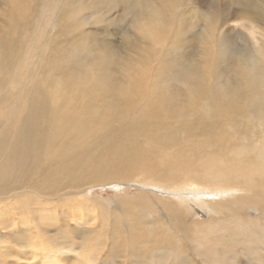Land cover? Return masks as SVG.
I'll return each instance as SVG.
<instances>
[{"label":"bare ground","instance_id":"obj_1","mask_svg":"<svg viewBox=\"0 0 264 264\" xmlns=\"http://www.w3.org/2000/svg\"><path fill=\"white\" fill-rule=\"evenodd\" d=\"M97 1L99 6L104 3ZM97 1L93 3L97 5ZM109 1L106 11L96 10L92 16L105 27L114 25L113 10L120 0ZM254 1L251 11L250 0H128L136 19L132 35L119 42L122 48L109 40L110 33L109 39L102 31L82 30L79 36L80 27L76 39L85 45L80 50L86 54L82 60L87 64L79 63L84 71L71 63L57 66L58 58L51 57L46 79L36 76L30 87L20 81L19 96H14L18 75L14 78L13 68L21 66L24 43L0 34V205L24 195L58 201L79 196L82 190L77 189L82 185L110 181L108 186L123 194L119 202L127 207L124 215L133 217L131 230H144L141 219L152 218L151 208L158 209L157 218L149 221L152 230H171L173 235L166 240L171 246L178 240L188 243L190 230H227L222 226L228 217L222 222L216 216L227 215L224 212L239 203L234 195L252 189L264 198L260 189L264 187V12L263 0ZM25 2L38 7L40 0ZM109 4L114 8H108ZM27 15L16 18L11 14L9 20H0V33L11 27L27 32L32 21ZM70 15L58 16L63 18V35L78 30L75 27L80 23L86 26L91 19L87 14L79 19H70ZM192 19L201 23L199 32L187 30ZM233 23L262 32L263 40L251 55L234 51L231 36L237 30L231 27ZM49 26L54 28L55 23ZM196 40L202 46L195 58L188 51ZM97 61L101 64L94 77L91 65L96 66ZM232 66L237 69L233 75ZM136 77H141V83H135ZM184 102L188 108L182 106ZM248 149L253 151L241 158ZM137 176L148 183L131 184L128 179ZM129 188L136 193L127 196ZM171 200L200 219L210 214L215 217L192 224L186 213L164 206ZM176 232L183 238L174 237L179 235ZM211 236L198 238L206 254L224 247L220 237ZM161 237L158 233L155 239ZM131 239L118 250L119 261L126 264L124 257H129L128 263L143 264L134 257L135 249L131 250L141 238ZM218 245L221 247L216 248ZM190 251L186 258L179 252L158 253L154 261L167 264L174 257V261L189 264L195 255L192 247Z\"/></svg>","mask_w":264,"mask_h":264},{"label":"rangeland","instance_id":"obj_2","mask_svg":"<svg viewBox=\"0 0 264 264\" xmlns=\"http://www.w3.org/2000/svg\"><path fill=\"white\" fill-rule=\"evenodd\" d=\"M7 1L9 4H7ZM66 1L67 0H40L38 7L32 3L26 4L25 0L0 1V20H9L8 17H10L11 14L16 15V18H21L28 14L27 16H31L32 18V21L30 22V29L27 30V32L17 28L12 29L11 27L9 32L7 29H4L6 33H3L2 30L0 33L1 35H8V37H10L13 41L18 39L24 43V50L19 54V57L21 58L19 59V61L21 60V66L18 68L19 70L13 68V70H15V74L13 72V75L15 76L14 78L18 75L15 85L18 86L21 81V85L30 87V84H34L36 81V76L37 80L38 78L46 79V74H48L47 70H49V63H53L50 61L51 57L55 60L58 58L57 66L59 65L58 63H60V65H64V63H68L69 65V63H71L78 66L80 71L83 72L84 68L81 64L83 66L87 64V62L82 60L86 54L80 49L82 46L84 48L85 45L80 44L76 39V35H78L77 33L79 32L80 27L81 31L79 36L83 33L82 30H86L88 33L102 31L106 33V36L109 39L108 34L110 33L109 40L112 39L111 41L115 43L117 42L120 48H122L119 43L121 42L122 44L121 38L125 35H132L131 32L133 31V22L136 19V16L133 14L132 3L128 2V0H123L124 3H120L121 0H117L119 3L113 10V13H115L112 15V17L116 18V21L114 19L116 23L114 22V25L111 27H105L103 22V24H100V22L94 18V15H96L94 12H96V10L99 11L101 9L100 13L103 12V10L106 11V5L110 2L109 0H103L104 3L101 6H99L97 0H84L83 3V0ZM95 1H97L98 6L95 5ZM10 3L12 5H17V7L12 6V8H10ZM6 5H8L9 9H7ZM19 5L20 7H18ZM206 5L210 4L207 3ZM250 5L251 8L249 9L251 11L254 10L255 1L250 0ZM110 6L111 4H109L108 8H114L113 6ZM262 6V12H264V0ZM33 8H35V10H33ZM116 8L120 10H117ZM9 10L14 12H10ZM64 10L65 14H71L70 19H76V17L79 19L86 14L91 17V19L89 23L86 22V26H84L85 22H83V25L80 23L75 27L76 29L78 28V30L72 29L70 34L66 35L65 33V35H63V22H61L63 18L61 17L60 20L58 19L60 18L58 16L65 15ZM23 11H25V13ZM42 11H44V13H42ZM19 12H22L25 15L22 13L19 14ZM74 16L75 18H72ZM36 19H40L37 24L34 22ZM195 21L196 20L192 19V22L187 30H190L191 32L200 31L201 23L198 21H196L198 23L197 26L192 29ZM34 23L37 26H34ZM54 23V28L49 26H53ZM47 26L49 27L47 28ZM258 26L262 28L259 23ZM231 27L234 28V30H237L236 32H233L231 36L233 49L234 51H237V53L242 54L244 52L247 55H251L253 51L257 49L260 41L263 40L262 32L254 26H249L250 28H241L238 23H233L231 24ZM35 28H37V31ZM56 30L58 32H56ZM14 31L17 32V34L13 33ZM39 33L42 36L41 38ZM42 33L46 34L43 35ZM201 46V42L196 40V43H194L188 51V53L191 54L189 56L194 57L196 54V58L197 52ZM26 51H29L28 53L31 54V56L28 54V58L25 57V55H27L25 53ZM79 51L81 53H79ZM79 60L83 61L84 64L81 61L79 62ZM100 64L101 63L97 61L96 66L91 65V74L94 77L96 75V69ZM233 64H235V62L231 63V65ZM39 66L41 68H39ZM105 67L107 66L105 65ZM232 68L235 69H232V75L236 74V67L232 66ZM64 70L65 69H62V71ZM232 75L230 74V76ZM59 77H62L60 72ZM226 78L227 77H225L224 80L229 79ZM135 83H141V77H136ZM60 85L61 84H59V86ZM14 91V96H19V86L17 87V90ZM8 93L12 94L9 89ZM179 101H181L180 98L179 100L177 99V103H180ZM183 105L188 108V105H186L185 102L182 106ZM3 113L4 111L2 114ZM261 122L256 123L260 124ZM249 151L253 150H245V153H247L245 155H241V158H246ZM19 177H21V173ZM128 180H131L132 182L130 183H134L136 186L140 184L139 182H143L144 184L148 183L147 181H140L138 176L136 179L133 177ZM154 181L163 182L167 185L174 183L172 180L154 179ZM28 183L29 182L25 185ZM109 183L111 182L82 185L81 188L77 189L78 192H80V189L82 190L79 196L68 195L63 199H58V201H54L52 199H45L44 201L43 199H37L35 195H29V197L28 195L19 196L21 199L18 197V199H14L15 197L9 198L7 202L0 205V264H121L119 257L117 256V252L123 242L125 244L126 241H132L131 238L134 236H138L139 239H141L134 246H132L133 248H131V250L135 249L133 253L134 257L138 259V261H142L143 264H156L154 260L157 259V255H159L158 253L168 251L179 252L181 257L186 258V256H189L188 253L191 252V247L195 255L190 259L191 262L189 264H264V198L259 196L258 192L261 194L259 190L251 192L252 189H250V192L246 190L243 191V193H237V196H233V200H238L239 203L233 208L232 206L229 208L230 213L226 211L224 213H227V215L221 213L216 216V218H220L222 222L226 221L228 223H224L222 226L223 228H227L228 231L221 230L220 228H215V230H190L187 235L188 243H186L185 240H178V242L175 243V246H171V244L168 245L166 242L168 236L173 235L170 233L171 230H152L153 226L151 227L149 224V221L151 222V219L156 217L155 212H158V209L156 210L155 208H151V211H153L152 213H154L151 219H141V226L144 230H131L129 222L133 219V217H127V215H124V211L127 207L122 206L121 202H119L123 198V194H117V192L112 189V186H108ZM260 189L261 191H264L263 186L260 187ZM21 191L22 190H19L18 192ZM66 191H69V189H66ZM136 191L137 190H134V188H129L126 195L131 196L136 193ZM110 199L112 200L111 202ZM27 200L28 203L25 204ZM223 204L224 202L221 201L220 205ZM116 205L119 206V208L116 207ZM164 206H168V208L174 212L186 213L188 221L192 222V224L194 221L199 222L203 220L204 222L207 218L215 217L210 214L209 216L200 219L197 214L188 213L185 211L184 207L181 206V208H179L176 206L172 200L170 202H166ZM177 208H179L180 211H177ZM106 210H109V212ZM227 217L228 219L225 220ZM158 233H162V237L160 239H155V236ZM179 233L180 232H176V235ZM200 235L203 236L204 239L200 237ZM206 235L207 238L211 235L220 237V239H222V243H220V245H224L223 249L213 254H206V252L198 245L199 239L205 240ZM174 237L183 238L180 234ZM41 245L43 250L41 249ZM220 245L216 248L221 247ZM38 248L40 249V253L38 252ZM42 253H45L46 255H43ZM143 256L145 260L142 259ZM173 258L174 257H171L167 264H183L180 260L174 261ZM85 259H88V261L85 262ZM124 259L127 260L126 264H131L128 263L129 257H124Z\"/></svg>","mask_w":264,"mask_h":264}]
</instances>
